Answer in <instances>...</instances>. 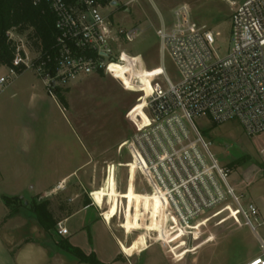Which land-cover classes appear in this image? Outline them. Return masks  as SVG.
<instances>
[{"label":"rangeland","instance_id":"1","mask_svg":"<svg viewBox=\"0 0 264 264\" xmlns=\"http://www.w3.org/2000/svg\"><path fill=\"white\" fill-rule=\"evenodd\" d=\"M229 1L244 0H112L102 6L113 24L139 29L132 42H123V49L140 54L145 67L139 66V57L122 66L125 57L113 77L96 72L62 87L64 102L49 94L35 66L12 75L11 83L0 90V165L9 175L13 170L44 184L56 183L75 171L67 186L80 189L81 195L73 208L89 200L91 193L97 195L103 201L101 210L114 217L123 244L135 248V255H126L132 264H246L261 254L259 238L264 241V227L258 228V237L230 201L168 240H159L157 231L173 224H167L160 196L150 193L143 178L135 177V166L124 146L138 130L140 115L146 119L142 107L144 91H150L149 76L163 65L173 81L179 78L172 58L167 52L162 55L156 34L162 20L171 22L173 9L187 4L193 20L213 31L216 51L223 56L233 45ZM13 38L30 63L39 58V52L28 48L25 35L13 33ZM7 74L9 68L0 66V78ZM194 121L211 142L218 163L230 169L229 181L236 193L245 202H255L264 214V131L248 135L236 121L216 126L206 118ZM70 195H58L56 202L63 203ZM146 201L152 204L142 212L136 203ZM146 239L149 247L145 249Z\"/></svg>","mask_w":264,"mask_h":264},{"label":"built area","instance_id":"2","mask_svg":"<svg viewBox=\"0 0 264 264\" xmlns=\"http://www.w3.org/2000/svg\"><path fill=\"white\" fill-rule=\"evenodd\" d=\"M41 1L33 0L34 4ZM45 1L56 17L55 67L51 71L41 55L30 63L20 44L15 64L35 66L51 96L56 88L96 72L113 77L110 66L124 56L139 57V66L145 67L140 54L134 56L123 49V42H132L139 29L113 24L98 0H79L72 6L63 0ZM229 3L233 7V45L223 56L216 51L213 31L193 20L187 4L173 9L171 22L162 20L156 30L162 55L167 52L172 58L179 78L173 81L163 65L160 72L149 76L150 92L144 91L142 107L146 119L140 115L138 130L124 146L135 166V177L143 178L150 193L161 197L165 217L188 228L206 212L230 201L258 236L264 214L255 202H245L236 193L229 181L230 169L218 163L211 142L194 121L197 117L216 125L236 121L248 135L264 131V0ZM8 34L13 38L12 32ZM15 74V69H9V74L0 78V90ZM127 74L130 79L131 68ZM57 231L68 234L62 222H58ZM259 239L261 254L246 264H264V241Z\"/></svg>","mask_w":264,"mask_h":264},{"label":"crops","instance_id":"3","mask_svg":"<svg viewBox=\"0 0 264 264\" xmlns=\"http://www.w3.org/2000/svg\"><path fill=\"white\" fill-rule=\"evenodd\" d=\"M12 172L9 175L0 165V264H91L80 261L76 255L62 248L58 243L61 238L67 239L87 255L95 253L103 264H132L126 255H135V248L123 244L112 222L114 217L110 219L101 210L103 201L97 195L92 196L91 193L89 200L73 208L81 195L80 189L67 186L70 175L75 171L53 184L22 178ZM79 178L76 177V180ZM69 193L71 197L63 203L56 202L58 195ZM3 196H17L22 203L17 202L10 208ZM33 201H48L54 218L63 223L68 234L60 235L57 230L54 234L46 231L30 208ZM151 204L146 201L144 204L136 203V207L146 212ZM167 228L156 230L159 240L166 241L185 227L176 228L173 225ZM165 229L169 232L162 234ZM144 242L146 249L149 247L148 239Z\"/></svg>","mask_w":264,"mask_h":264},{"label":"trees","instance_id":"4","mask_svg":"<svg viewBox=\"0 0 264 264\" xmlns=\"http://www.w3.org/2000/svg\"><path fill=\"white\" fill-rule=\"evenodd\" d=\"M63 1L67 5L72 6L79 0ZM111 1L98 0V3L104 6ZM55 22V14L50 9L49 3L45 0H42L39 4H34L33 0H0V66L15 69L17 74L27 69L24 64H15L19 42L9 36L8 33L12 32L17 35H25L28 48L39 52L41 57L48 61L47 66L53 71L57 52ZM20 53L24 55L23 50ZM99 73L103 74V71ZM60 91L61 88H56V95L61 102H64ZM3 200L10 208L17 202L22 203V200L17 196H3ZM49 204L48 201L40 203L33 201L30 203V208L37 215L44 229L54 234L57 230L58 220L54 218ZM58 243L62 248L76 255L82 262L103 264L97 259L95 253L87 255L80 248L73 246L67 239L61 238Z\"/></svg>","mask_w":264,"mask_h":264},{"label":"bare ground","instance_id":"5","mask_svg":"<svg viewBox=\"0 0 264 264\" xmlns=\"http://www.w3.org/2000/svg\"><path fill=\"white\" fill-rule=\"evenodd\" d=\"M124 59H125V56L121 59V61H123ZM121 61H120V62H121ZM120 62L117 63V64H113V65L110 66V67H111V70H112L113 72L116 71V69H117V65L120 64ZM130 62H131V59H128V61H127V57H126V61L124 62V64H122V66L129 65ZM114 66H116V67H114ZM149 92H150V91H149ZM149 92H147V94H148ZM159 198L161 199V197H159ZM161 200H162V199H161ZM161 205H162V203H161ZM171 222H172V224H173L176 228L182 227V226H180L179 224H177L173 218L168 217V219H167V224H169V223L171 224ZM168 232H169V231H166L164 234H167Z\"/></svg>","mask_w":264,"mask_h":264}]
</instances>
